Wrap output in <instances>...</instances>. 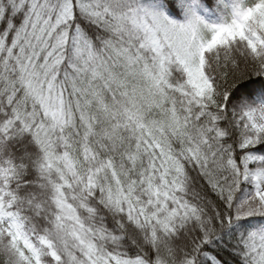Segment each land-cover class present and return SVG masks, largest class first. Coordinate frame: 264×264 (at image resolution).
I'll return each instance as SVG.
<instances>
[{
    "label": "snow or ice",
    "instance_id": "snow-or-ice-1",
    "mask_svg": "<svg viewBox=\"0 0 264 264\" xmlns=\"http://www.w3.org/2000/svg\"><path fill=\"white\" fill-rule=\"evenodd\" d=\"M0 264H264V0H0Z\"/></svg>",
    "mask_w": 264,
    "mask_h": 264
}]
</instances>
